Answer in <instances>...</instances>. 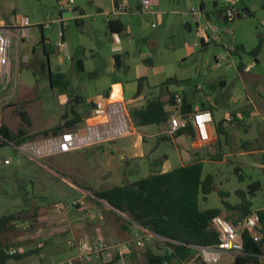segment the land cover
Returning a JSON list of instances; mask_svg holds the SVG:
<instances>
[{
    "label": "rangeland",
    "instance_id": "1",
    "mask_svg": "<svg viewBox=\"0 0 264 264\" xmlns=\"http://www.w3.org/2000/svg\"><path fill=\"white\" fill-rule=\"evenodd\" d=\"M67 1L0 0V26L18 25L23 17L31 22V38L18 45L16 38L11 39L12 80L6 91L0 85V100L11 95L13 99L8 104L0 103V122L15 133L24 130L27 136L33 137L29 143L60 137L54 136L51 130L73 119L74 110L82 119L87 114L102 111V97L114 75L108 74V58L119 53L120 77L134 81L145 76L146 70L160 75L147 80L144 94L148 93L149 85L163 81V85L154 90L153 97L163 91L176 92L184 88L187 98L192 95L195 99V106L205 95H209L213 104H219L220 112L215 114L219 142L211 152L213 158L205 161L203 168V178L213 175L215 182L212 193L206 200L201 199V209H220L224 219H237L239 211L235 207L243 201L252 203L253 212L263 210L264 2L159 0V7H151L155 11L152 15L133 11L132 17H123L131 20L133 31L130 34L126 30L114 34L106 16L113 13L115 0H74L73 6L62 12V2ZM119 1L137 6L139 0ZM215 2L220 11L225 6H235L246 15L231 22L220 21ZM203 3L211 25L218 27L217 34L221 37L206 45L197 36V26L190 15L192 8ZM60 19L66 26L64 39L58 35ZM185 20L191 24V29L185 27ZM153 24L156 27H152ZM201 24L207 23L202 19ZM152 33H160L154 45L150 41ZM260 42L262 48L254 54ZM58 43H64V47H59ZM237 48H241L240 53L236 52ZM26 56L29 57L27 62L24 61ZM96 74L98 76L93 78ZM89 96L94 97V106ZM80 99L84 102L79 103ZM126 104L129 129L122 135L40 157L16 151L13 143L0 148V218L17 217L12 228L0 234V241L7 244L8 250L18 251L22 256L18 259L20 264H32L37 257L34 252L43 253L51 264V260H59L57 256L67 252L65 246L87 239H101L111 244L133 239V226L125 217L111 213L86 192L108 189L135 177L131 173L137 169V164H123L118 154L110 157L114 148L130 147L137 138L130 137L135 134L130 118L132 101ZM21 113L26 114L30 125ZM237 113H245V120H239L236 126L219 123L225 115L234 117L232 114ZM99 122L112 124L113 118L103 115V118L81 124L75 132L87 133L90 127L101 124ZM142 131L151 130L142 127ZM144 148L148 161L155 164L169 157L172 170L180 167V151L182 155L184 151L173 139H147ZM156 167L160 165H153L152 169ZM139 173L146 175L144 170ZM74 201L79 208L73 206ZM66 205L73 207L66 211ZM49 208L54 213L49 212ZM166 247L160 239L144 238L141 247L112 264H149L147 250L160 254ZM69 249L76 250L71 246ZM74 250L68 251V257H76ZM235 256L226 254L222 263L233 264ZM173 264L186 263L173 261Z\"/></svg>",
    "mask_w": 264,
    "mask_h": 264
},
{
    "label": "trees",
    "instance_id": "2",
    "mask_svg": "<svg viewBox=\"0 0 264 264\" xmlns=\"http://www.w3.org/2000/svg\"><path fill=\"white\" fill-rule=\"evenodd\" d=\"M217 19L220 17L217 16ZM108 27L112 33L118 34L124 31V26L119 20L109 22ZM261 48L262 42L253 53L258 54ZM240 51L241 48H237L236 52L240 53ZM119 59V56L115 57L117 65ZM80 66L82 67V62ZM168 83L169 81L166 82ZM105 95L109 97L108 92ZM173 100L174 95L168 103L151 95L141 108H134L130 113L135 128L168 123L171 116L166 107L173 104ZM82 102L84 100L80 99L79 103ZM91 105L94 106L93 103ZM73 114L75 116L73 119H68L51 130L54 136H62L66 131H75L85 123L77 111L74 110ZM21 115L30 125L26 114L21 113ZM182 132L193 133L192 126L178 134ZM45 134L48 136L49 132ZM31 139L33 137L27 136L24 130L20 129L15 133L6 124L0 122V148L10 143L21 146ZM169 139L172 138L164 136L159 141ZM203 168V162H194L165 173L159 172L142 177L133 182L123 181L107 190L92 192V196L99 204L108 207L111 213L125 217L129 225L134 223L145 232L168 240L165 242L167 247L163 253L156 254L150 249L147 250L149 264H173V261L186 264L194 261L197 264H204L196 258L197 248L213 246L220 242L219 233L213 228L212 222L215 217L221 216V210H202L200 207L201 199L206 200V197L212 193L215 182L213 175L203 178ZM251 206V202L243 201L235 207L239 211L238 218L226 220L236 224L238 220L245 219L253 212ZM74 207L79 208V204ZM257 212L260 215V224L253 232L242 233L241 241L244 249L242 254L235 256L233 264H261L264 261V209ZM16 221V216L1 217L0 234L10 230ZM10 251L7 244L0 241V264H7L10 260H18L22 257L17 254L18 251L17 255L9 254ZM34 253L40 254V252ZM118 259L120 258L108 264Z\"/></svg>",
    "mask_w": 264,
    "mask_h": 264
},
{
    "label": "built area",
    "instance_id": "3",
    "mask_svg": "<svg viewBox=\"0 0 264 264\" xmlns=\"http://www.w3.org/2000/svg\"><path fill=\"white\" fill-rule=\"evenodd\" d=\"M205 1V0H203ZM264 2V0H262ZM240 0H235V3ZM74 0H68L62 2L61 11H65L67 8L73 6ZM152 7L151 0H139L137 6H131L129 4H117L111 16H106V21L109 23L118 19L121 15L132 13L133 11H146L148 12ZM223 12L225 21H233L235 18L245 13L240 12V9H236L235 6H225L221 9ZM190 15L198 25V33L203 43L207 44L213 41H219L221 37L217 34L219 31L216 25H211L208 19L206 8L204 3L198 8H192ZM204 19L207 23L203 26L201 20ZM58 35L61 39H64L66 33V26L62 19L57 21ZM156 25H153L155 27ZM31 22L28 17H23L18 25L15 26H0V85L3 86V91H6L8 84L12 80V64L10 61L9 48L11 46V39L14 37L17 39V45L21 41L31 38L30 34ZM209 31H212V35H209ZM228 32V31H226ZM59 47L63 48L64 43H59ZM16 93V90L14 94ZM175 103L181 104L182 98L180 96L175 97ZM120 105L116 103L114 107ZM110 113V118H112ZM230 126H236L239 122L237 118L228 117L225 121ZM111 124V123H110ZM110 124H106L102 127L92 126L87 130V133H82L83 130L69 131L60 137L45 140L42 143H28L20 146V150L24 153H33L40 157L48 153H55L59 151H72L85 146H88L97 141H103L105 139L89 142L88 136L90 130H98L99 128H106ZM214 124V116L208 109L197 111L191 115L184 117L174 115L170 117L169 131L170 135H175L178 132L187 129L192 126L196 139L204 144L210 143L213 140L212 126ZM78 203H74L76 206ZM260 224V215L258 212H252L245 219L233 224L221 216L213 219L212 225L219 233L220 242L213 246L199 247L196 258L204 264H221L222 258L226 254H242L244 246L241 241V236L244 231L253 232ZM133 226V239L125 242H119L115 244L108 243L104 240H84L79 244L70 243L72 248L76 249V257L68 258L65 260H51V264H85L86 262H101L108 264L115 261L117 258L130 254L137 247H141L144 242V238H157L163 242H167V239L160 238L151 233L145 232L141 227L136 224ZM17 250H11L9 254H16Z\"/></svg>",
    "mask_w": 264,
    "mask_h": 264
},
{
    "label": "crops",
    "instance_id": "4",
    "mask_svg": "<svg viewBox=\"0 0 264 264\" xmlns=\"http://www.w3.org/2000/svg\"><path fill=\"white\" fill-rule=\"evenodd\" d=\"M117 4H124V3H120L119 0H115L114 6H116ZM152 6H153V8L159 7L160 6L159 0L154 1V3H152ZM214 6H215L214 7L215 10L220 11L219 5H217L216 2L214 3ZM148 12L151 13V15L155 13V11L151 10V8ZM247 12H249V11H247ZM127 15L131 16V15H133V13L121 15L116 20H119L120 23L124 26V31L126 30V33L130 34L133 31V26L131 25V20H130V18H128V19L125 18L126 20L123 18V17H128ZM185 17H186V15L184 14V18ZM208 18H210V17L208 16ZM221 18L223 20H221ZM219 20L224 21L223 14L220 16ZM153 25H152V27H153ZM196 26H197V36H199L197 23H196ZM185 27H187L188 29H191V24L186 20H185ZM141 31H142V28H141ZM122 33H118V34H122ZM114 34H117V33H114ZM153 34L154 33H152V35H151L152 39L150 41L154 45L157 42V40L155 38H157V36L160 33H155L154 35ZM65 37H66V34H65ZM199 38H200V36H199ZM131 39H133L132 36H131ZM203 44L206 45L205 43H203ZM116 56L120 57L118 65L116 64V61H115ZM28 59H29V57L26 56L24 61L27 62ZM120 60H121V55L119 53L113 55L112 58L111 57L108 58V74H114L110 80V87L106 91V92H108L109 97H106V95H105L106 92H105L103 97H102V105H103L102 111L99 113L93 114V115H89V114L85 115V117L83 119V120H85V122H89L91 120H98L100 118H103V115H106L109 117L111 110L113 109L112 105H114L116 103H119L120 105L124 106V108H126V106H127L126 102L128 100H130V101H132V105H131L132 109L141 108L144 105L146 99L151 97L150 95H153L154 90L156 88H158L160 85H163V81H158L156 83H153L152 85L148 86V88L150 87L148 93L144 94L146 83L148 82L147 80H149L150 78H153V77L158 78L160 75L158 73L152 72V70H150V71L146 70L145 76H141L140 78H138L134 81L130 80V79L122 78L119 76V72H120L119 66H121V64H122V62H120ZM97 76H98V74L94 75L93 78H95ZM223 83H224V81H222V84ZM115 86H120V88H121V99L122 100L120 102L111 101V97H112V94L114 92ZM172 95H174L173 104H170L166 107V110L169 112L170 116L179 115V116L184 117L186 115H191L193 113H196L197 111L205 110V109H208L212 112V114L214 116V124L212 126L213 140L207 144L201 143L196 139L194 132L193 133L182 132L181 134H178L179 133L178 132L177 133L178 135L175 134L176 136L170 135L168 133L169 122L166 124H161V125L153 124V125L143 126V127H149L151 130L149 133H145L142 131V127L135 128L133 121L131 119L135 134L131 135L130 137H137L136 140H134V142H132L133 144L130 147L114 148L110 152L111 158H115V155L118 154L120 156V159L123 161L122 162L123 164H128V165L131 163L137 164V169L134 171V173H131V174H134L135 177H133V178H131V180H129L126 177V174H124L126 179H127L126 182H133V181L138 180L137 178L147 177V176H150L152 174L159 173V172L165 173V172L172 170V168H170L171 161H170L169 157H165V160L159 161L155 164L147 160L148 154L144 148V144L146 143L147 139H155V140L159 141L160 138H162L164 136H170L175 141L176 146L177 147L179 146L184 151L183 155L181 154V151H180V156H179L180 157V167L194 163V162H199V161L204 163L205 161H211V159L213 158L211 155V152L215 151V145L219 142L217 121L215 119L216 112L217 113L220 112L219 104L218 103L213 104L211 102V100L209 99V95H205L204 98H201L199 100V102L197 103L198 105L195 106V102H196L195 99L193 98L192 95H190L189 99H188L184 88H181L179 91H176V92H170L169 90L163 91L158 95V97L163 102L168 103L171 100ZM176 96H180L182 98L181 104L175 103V97ZM89 98H90V103H95V101L93 100V98H94L93 96H89ZM12 99H13V95H11L10 97H6V98L1 99L0 103L5 102V104H8L9 101H12ZM128 114H129V111H128ZM232 115L240 121L245 120V117H244L245 113H237L236 115L235 114H232ZM228 117H229V115H225L223 117L222 121H219V123L223 122L226 127H230V125H228L225 122V120ZM130 118H131V116H130ZM99 123H101V124L97 125L99 127L106 125V122H99ZM28 143L29 142L24 143V144H28ZM12 147L16 151L22 152L20 150V146L12 145ZM22 153H24V152H22ZM153 165H160V167L159 168L156 167V169H152ZM148 169L150 170L149 172L146 171ZM141 170H144L146 172L145 176L140 175L141 173H139V172ZM103 190H107V189H103ZM99 191H102V190H99ZM86 192H87V196H89L92 199L94 198L92 196V192H95V190H93V191L92 190H88V191L86 190ZM75 202L76 201H74L73 203H75ZM72 207H73L72 205H70V206L66 205L65 209H66V211H69ZM49 210H50L49 212L54 213V210H52V208H49ZM69 247L70 246H65L64 248L67 249V252L61 253V255L57 256L59 260H65L67 258H70V257H68L69 256L68 251L73 252L74 249L70 250ZM75 251L76 250H74V252ZM263 260H264V257H263ZM7 264H20V262H19V260H10L7 262ZM32 264H49V262H48L47 257H45L44 254L40 252V254L37 255L36 259L34 261H32ZM192 264H197V263L192 262ZM224 264H227V262H224ZM261 264H264V261Z\"/></svg>",
    "mask_w": 264,
    "mask_h": 264
},
{
    "label": "bare ground",
    "instance_id": "5",
    "mask_svg": "<svg viewBox=\"0 0 264 264\" xmlns=\"http://www.w3.org/2000/svg\"><path fill=\"white\" fill-rule=\"evenodd\" d=\"M121 99V88L116 86L111 97V101L120 102ZM113 122L108 127L98 130L91 129L88 136V141L93 142L101 139H109L113 136L122 135L124 132H127L129 129V124L126 119L125 108L122 105H117L114 107L112 114Z\"/></svg>",
    "mask_w": 264,
    "mask_h": 264
},
{
    "label": "water",
    "instance_id": "6",
    "mask_svg": "<svg viewBox=\"0 0 264 264\" xmlns=\"http://www.w3.org/2000/svg\"><path fill=\"white\" fill-rule=\"evenodd\" d=\"M216 15L218 17H220L222 15V12L221 11H218ZM221 20H223V19L221 18ZM43 67H45V64L43 65ZM112 107H113V105H112ZM221 264H224V263H221Z\"/></svg>",
    "mask_w": 264,
    "mask_h": 264
},
{
    "label": "flooded vegetation",
    "instance_id": "7",
    "mask_svg": "<svg viewBox=\"0 0 264 264\" xmlns=\"http://www.w3.org/2000/svg\"><path fill=\"white\" fill-rule=\"evenodd\" d=\"M262 1V0H261ZM113 109L111 110V113H112Z\"/></svg>",
    "mask_w": 264,
    "mask_h": 264
}]
</instances>
